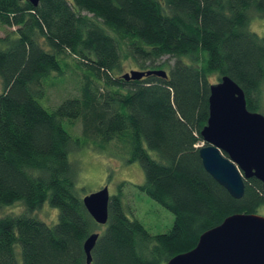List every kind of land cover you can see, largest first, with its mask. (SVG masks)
<instances>
[{
    "label": "trees",
    "instance_id": "16d2710c",
    "mask_svg": "<svg viewBox=\"0 0 264 264\" xmlns=\"http://www.w3.org/2000/svg\"><path fill=\"white\" fill-rule=\"evenodd\" d=\"M255 16L264 18V0H0V25L10 28L0 37V209L21 203L25 211L0 217V264H86L83 243L100 230L90 264H166L228 216L258 215L261 183L245 181L233 199L203 170L196 147L210 86L222 77L243 90L248 111L264 113ZM66 55L85 67L83 82L49 111L37 99L42 81L63 73ZM165 56L174 59L167 78H122L127 59L148 71ZM76 119L73 142L63 123ZM113 141L140 164L139 190L173 214L167 233L151 235L126 216L124 183L105 225L87 213L68 153L74 143L105 151ZM46 202L58 210L53 225L31 216Z\"/></svg>",
    "mask_w": 264,
    "mask_h": 264
},
{
    "label": "water",
    "instance_id": "95a60500",
    "mask_svg": "<svg viewBox=\"0 0 264 264\" xmlns=\"http://www.w3.org/2000/svg\"><path fill=\"white\" fill-rule=\"evenodd\" d=\"M24 1V0H17ZM34 7L41 0H26ZM155 75L167 78L164 70L135 71L122 75L137 81ZM203 145L198 157L203 170L233 199H241L245 181L256 179L264 193V116L250 112L243 90L229 77L210 86L208 119L200 131ZM110 195L107 187L82 198L93 221L103 226L108 221ZM99 233L83 243L86 264ZM166 264H264V216L233 214L199 236L195 247L172 257Z\"/></svg>",
    "mask_w": 264,
    "mask_h": 264
},
{
    "label": "rangeland",
    "instance_id": "374dc122",
    "mask_svg": "<svg viewBox=\"0 0 264 264\" xmlns=\"http://www.w3.org/2000/svg\"><path fill=\"white\" fill-rule=\"evenodd\" d=\"M249 29L251 32L264 38V18L253 17ZM10 28L0 25V37H3ZM125 48L122 45V54H125ZM65 64L62 74L52 73L42 81L44 94L37 98L42 107L47 110H54L61 102L68 98L79 95V90L83 82V71L85 67L76 66L71 56H64ZM128 60V59H127ZM124 62L123 74L130 72L136 67L128 61ZM174 59L163 57L155 66L161 67L160 70L168 72L169 67L173 65ZM211 82L216 83L215 76L210 78ZM2 86L0 83V93ZM264 104V91L263 100ZM264 115V113H262ZM64 129L69 133L74 142L81 135V122L76 119L72 122H64ZM118 143V142H117ZM116 141L105 146V151H100L92 146L83 148L75 147V143L68 153L69 162L74 172L76 191L81 198L91 193H95L104 187H107L109 195L118 193V187H122V203L124 212L130 220H137L151 235H160L167 233L173 224V214L152 200L145 193L141 192L138 186L144 182L143 170L138 162L129 163L128 149L117 144ZM124 147V148H122ZM203 145V142L196 147ZM153 154V153H152ZM25 214L21 203L0 209V217L17 216ZM58 210L49 206L46 202L42 207L31 214L32 217L40 221L53 225L57 221ZM258 215L264 216V208ZM98 233L101 232L97 231Z\"/></svg>",
    "mask_w": 264,
    "mask_h": 264
}]
</instances>
